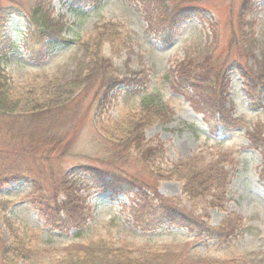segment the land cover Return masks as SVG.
Listing matches in <instances>:
<instances>
[{"label":"rangeland","instance_id":"obj_1","mask_svg":"<svg viewBox=\"0 0 264 264\" xmlns=\"http://www.w3.org/2000/svg\"><path fill=\"white\" fill-rule=\"evenodd\" d=\"M158 1L169 15L186 12L169 44L153 35ZM79 2L0 0V30L11 18L10 41L17 47L0 60V72L25 95L38 86L37 105L49 109L20 116L29 110L20 94V117L0 123V140L17 135L18 129L60 137L59 143L33 151L25 140L17 143L1 153L0 167L29 168L44 192L58 180L79 181L75 218L82 225L65 233L51 230L25 199L31 181H20L0 188V202L6 205L0 244L10 243L12 235L29 239L35 257L23 264L87 259L86 264H153L154 256L164 253L182 254L188 264H264V0H88L74 5ZM35 10L40 11L35 15ZM42 18L59 21L67 30L64 41L36 63L21 47ZM145 98L154 104L146 108ZM207 107L223 108L236 127L220 138L210 134L202 119ZM138 115L145 116V124ZM132 126H142V155L123 145L124 129ZM248 135L256 139V149ZM195 159L199 168L215 164L227 172L214 208L206 199L190 201L175 174L176 167ZM84 167L117 172L135 181L133 187L151 188L145 193L149 199L142 197L147 202L157 195L192 214L206 212L212 227L236 217L244 227L223 246L167 225L149 230L152 219L133 208L132 194L114 198L97 192ZM63 198L60 194L59 201Z\"/></svg>","mask_w":264,"mask_h":264},{"label":"trees","instance_id":"obj_2","mask_svg":"<svg viewBox=\"0 0 264 264\" xmlns=\"http://www.w3.org/2000/svg\"><path fill=\"white\" fill-rule=\"evenodd\" d=\"M69 1H81L74 4L78 5L80 3L87 2L88 0ZM159 3L160 1H158V4ZM146 7L147 4L145 5V10L143 13L145 17L148 15L147 13L150 9H146ZM157 9L158 15L153 20V35L160 39L162 43L169 44L175 36V32L177 31V26L180 24V20L186 16V12L178 10V12L175 14L169 15V13L166 12V9H164V5L161 7L160 4ZM39 11L40 10H35V15L38 14ZM26 19L30 21L28 17H26ZM11 22L12 20L10 18L9 23ZM149 24L152 25V22H149ZM40 25L41 26L35 28L34 31L29 32V38L25 40V44L21 48L23 52L22 54L27 53L26 55L30 61L37 63H39V61H43L47 55L53 52L56 45L60 41H64L62 37L67 30L66 28H63L61 22L56 20L46 21L42 18ZM0 32L1 60L3 56L7 57L12 54L13 51L17 49V47L14 43L10 42L11 31L10 27L7 26V23L1 28ZM96 64L97 63H95V65ZM127 82L128 81L122 80L120 81V84L124 83L127 87L129 86V83ZM189 87L190 89L195 90V87H193L191 84ZM35 88L36 90L33 88L30 90V92H33V95H25L27 92L25 94L22 93V89L20 87L12 84L10 79L7 78L5 74L3 75L0 72V123L6 122V120L10 118L13 120L16 118L19 119V117L22 115L26 116L29 114L34 116V113H30L36 112L37 109H43L44 107L37 105L38 102L35 97L39 95L36 94V91H38V86ZM20 94H24L25 96L22 97ZM19 97H22V102L24 104H29L31 108L28 106L29 110H27L25 115L24 113H21L20 116H17L16 112L21 107L18 104ZM153 104L154 101L147 98H145V101L143 102V105L145 107L147 106L146 108L151 107ZM157 106L159 110L162 108L160 105ZM217 108L218 109L209 107L206 109L204 113H202V119L207 130H209V133L217 138H220L231 132L232 128L236 127V121L230 117L228 112L224 113L225 110L223 108ZM43 110L48 112L49 109L45 107ZM139 118H142L139 120V122L145 124V122H143L145 116H140ZM13 120H11V122H14ZM7 121L9 122V120ZM142 126H132L124 129L123 136L121 137L122 139H125L123 145H126L131 150H135V152L137 151L138 154H141L144 150V140L141 133ZM39 133L33 134L32 136L31 134L18 129L17 135L9 134V136L7 135V138L5 137L6 139L0 140V146L3 150L0 152V163L4 157L2 154H6L10 150H13L12 148L17 143L21 142L24 144V140L26 141L25 143L27 144V149H30V151H33L34 148L39 146L40 148L41 146H46L44 148H48L50 145H54L60 141L58 134L41 136ZM139 133H141V137H139ZM248 139L255 148L256 139L253 138V135H248ZM262 147L263 146L260 148ZM122 159L123 158L120 160ZM199 165L200 163L197 159L193 161L191 160V162H188L187 164H180L175 168V174L179 176V181H183V194L186 195L190 201L206 199L209 200V202H206L207 205H210L212 208H214L217 206L220 196L223 195L225 190H222V193L219 192L220 189L225 186L224 184H226L228 176L227 172L217 169L214 166L215 164L202 166V168H199ZM14 167L15 165L0 167L1 189L8 188L12 183L18 185L20 181L26 182L25 180H29V182L31 181L30 188L28 190L29 193L25 196V199L28 200L30 204L34 205L35 210H37L39 213V216L44 218L46 225L50 227L51 230H58V232L62 231L65 233L82 226L80 225L81 222L75 218L76 214L78 213L76 212L77 204H79L80 200L78 193L74 190V186L78 185L79 181L73 179V181L65 180L60 183V180H58L54 185H52L49 192L46 191V189V192H44L42 191V183L40 184L38 181H36L37 175L35 173L32 171L28 172L29 168L26 170H20L15 169ZM84 168L85 176L88 178L87 182L90 183L93 189H96L97 192L105 194L108 193L112 197L123 195L128 196V194H132L136 199V201L132 200L133 208H135L137 212H143L146 217L152 219V221L148 222L146 225L148 227L147 229L149 230H158V228H161V226L167 225L168 228L173 227L179 230L184 229L189 234L195 235L197 240L206 239L209 242L215 243V246H223L227 245L232 239L236 238L237 233L244 227L241 218L238 217L228 218L218 227H212L210 226L209 222L210 217L206 212L200 216L192 214L183 208H179V206H177L173 200L170 201L164 199L163 197H158L157 195L154 196V201L150 200L147 202L143 200L142 197H145L144 199L148 200L149 197L145 193L146 190L148 192L149 190L152 191L151 188L143 189L144 187L140 186L133 187L135 181H129L117 172H108L97 167ZM183 169L185 173H183ZM169 175H173L172 172H170ZM63 177L64 176L61 178ZM80 184H83V182ZM138 189V195L134 194V192ZM60 194H62L64 198L63 200L59 201ZM208 194L211 196L210 199H208ZM5 209L6 205L3 204V202H0V218L2 217L1 214H4ZM61 214H64L63 219H60L59 217ZM12 236L13 238L10 243L5 242L0 244V264H23L24 261H30L34 259L35 254L34 250L32 251L29 246V239L25 240L23 238H17L15 235ZM154 257L155 259L153 260V264H188L187 260H184L182 254L169 255L164 253L160 257H158V255ZM87 261L88 259L83 260V262L79 264H86ZM89 261L92 262L94 260L89 259ZM199 261H196V264H204V261ZM138 264L145 263L139 261Z\"/></svg>","mask_w":264,"mask_h":264},{"label":"bare ground","instance_id":"obj_3","mask_svg":"<svg viewBox=\"0 0 264 264\" xmlns=\"http://www.w3.org/2000/svg\"><path fill=\"white\" fill-rule=\"evenodd\" d=\"M6 210V209H5Z\"/></svg>","mask_w":264,"mask_h":264}]
</instances>
